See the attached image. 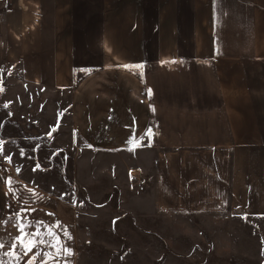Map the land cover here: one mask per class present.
<instances>
[{
	"label": "crops",
	"instance_id": "crops-1",
	"mask_svg": "<svg viewBox=\"0 0 264 264\" xmlns=\"http://www.w3.org/2000/svg\"><path fill=\"white\" fill-rule=\"evenodd\" d=\"M4 63L48 86L91 69L71 103L85 152L93 158L92 150L150 137L158 210L264 215V0H0ZM85 168L76 163L75 171ZM0 177L2 251L17 236L32 248L19 264L37 252L34 264H94L77 203L21 178L8 162ZM104 183L107 198L112 186ZM94 188L88 199L103 201ZM41 238L52 246L32 247ZM64 246L71 257L55 255Z\"/></svg>",
	"mask_w": 264,
	"mask_h": 264
},
{
	"label": "rangeland",
	"instance_id": "rangeland-1",
	"mask_svg": "<svg viewBox=\"0 0 264 264\" xmlns=\"http://www.w3.org/2000/svg\"><path fill=\"white\" fill-rule=\"evenodd\" d=\"M129 69L142 74L139 66ZM89 71H75L67 85L48 86L23 79L17 63L0 67V162L78 204L79 224L88 226L79 228V234L86 242L82 245L94 242V264H264V215L158 210L153 189L156 151L149 141L95 149V157L87 156L71 103ZM76 163L88 170L75 171ZM104 172L110 179L102 177ZM105 180L112 192L102 198ZM91 187L103 201L88 199ZM100 245L114 251L98 252Z\"/></svg>",
	"mask_w": 264,
	"mask_h": 264
},
{
	"label": "snow or ice",
	"instance_id": "snow-or-ice-1",
	"mask_svg": "<svg viewBox=\"0 0 264 264\" xmlns=\"http://www.w3.org/2000/svg\"><path fill=\"white\" fill-rule=\"evenodd\" d=\"M124 67H128V66H124ZM151 130L149 129L148 132H150ZM148 132H146L144 134L143 137H141V139L148 137ZM149 144H150V137H149ZM21 155H23V153H21ZM7 159L9 160V162H11L12 157L8 156ZM40 166L39 164L36 165V169H38ZM34 169V170H36ZM17 171H20V169L18 168ZM0 182H3V177H0ZM11 182V181H10ZM17 215L16 213L13 214H9L6 218H4L6 220V222H12L14 220L17 219ZM34 223V222H33ZM31 225H29L30 227ZM0 227H2V225H0ZM17 229L20 231H23V229L20 228V225L17 224L16 225ZM65 236H67L68 239H71V237L68 235L67 231L65 230ZM35 235H39L38 233ZM28 236L32 237L34 236L33 233L29 232ZM11 251L9 252H4L2 251V249L5 247V241H3L2 238H0V264H8V260H6V257H10L12 259H14L16 261V264H19V260L22 259L23 257L21 256V251L24 252V254L26 255L27 252H30L32 250V248H27L25 249L23 244L20 243V239L17 236L12 237V240L8 242ZM41 245H44L45 247H51L52 245L45 241L43 238H41L40 240H38L35 244L32 245V247H40ZM46 254V253H45ZM72 251L70 248H68L67 246L63 247V252L61 253L59 250L55 253L56 256H60L63 255L64 257H71L72 255ZM41 255L40 252H37L35 256H33L31 258V260L29 261V264H34L35 260L37 259V257H39ZM44 264H46V262H44ZM65 264H68L67 260L65 261Z\"/></svg>",
	"mask_w": 264,
	"mask_h": 264
}]
</instances>
